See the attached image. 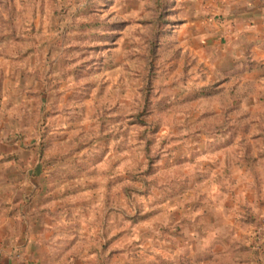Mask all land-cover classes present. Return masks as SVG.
Wrapping results in <instances>:
<instances>
[{"label": "rangeland", "instance_id": "374dc122", "mask_svg": "<svg viewBox=\"0 0 264 264\" xmlns=\"http://www.w3.org/2000/svg\"><path fill=\"white\" fill-rule=\"evenodd\" d=\"M221 2L0 0V204L46 264H264V51L207 46Z\"/></svg>", "mask_w": 264, "mask_h": 264}, {"label": "crops", "instance_id": "0c3cea01", "mask_svg": "<svg viewBox=\"0 0 264 264\" xmlns=\"http://www.w3.org/2000/svg\"><path fill=\"white\" fill-rule=\"evenodd\" d=\"M221 4L224 17L219 29L207 32V46L215 37L216 46H262L264 51V0H223ZM22 207L0 204V264H46L30 221L22 218Z\"/></svg>", "mask_w": 264, "mask_h": 264}]
</instances>
